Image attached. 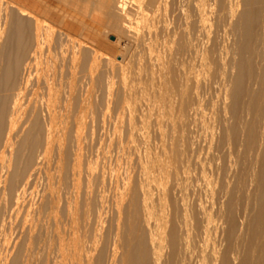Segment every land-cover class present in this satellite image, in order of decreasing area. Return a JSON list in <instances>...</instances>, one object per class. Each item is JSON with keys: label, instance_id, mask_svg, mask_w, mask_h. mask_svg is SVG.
<instances>
[{"label": "bare ground", "instance_id": "obj_1", "mask_svg": "<svg viewBox=\"0 0 264 264\" xmlns=\"http://www.w3.org/2000/svg\"><path fill=\"white\" fill-rule=\"evenodd\" d=\"M208 1L209 0H191L192 4H190L191 3L190 0H0V179H1V182H0V264L6 263V259L9 257V255H8L9 252L7 253V251L10 250L9 249L10 246H11V249L13 251V257H12L10 263H8V264H264V0H214L216 7H217V9L215 8V10H217V12H216L217 14L214 12L216 14L215 15L216 20L214 21L213 26H215L216 31L222 30L223 34L225 35V38L223 39L222 44L219 43V44H221L220 46H218L215 42L212 44V46L209 49L203 50V52L201 54V61L203 63V68L204 67L206 68L207 73H209V74L211 73L210 76H214L215 78L218 77V79L219 78L222 79L221 81L224 83V95H223L222 100L220 98V95L222 93L220 92V95H219L216 92L217 90L215 91L213 89L217 93V94L214 93L215 97L217 95L219 97V98L217 97V99L215 98L213 100L214 101L217 100V102H218V99H220L221 100V106L218 104L220 101L218 103L216 102L217 105L220 106V109H218V111L216 110L217 112H215V109H214L215 114L211 118V123H210L211 127L209 126L211 128V134L209 136L210 141L208 139V141H209L208 145L209 146H208V149H206V150H208L207 151L208 154L212 150H213V152L216 153V155L214 153V155L216 157L214 156L215 158H210L211 159L210 162L215 163V165H213V166H215L214 168H215L217 178L219 179V182H216L215 180H214V182H210V181L204 182V180H203V182H201L200 187H199V189H200L199 191L201 193H200V195L198 194L199 197H198V199H196L197 201L195 202L193 200L194 201L193 202V201H191L192 199L187 194V192L189 191L187 189V187L186 188L184 187L185 189L181 188V183H180L181 181L178 182V180H180V179H178L179 175L175 176L178 180L176 182H171L169 187L165 186V184H164L165 182L162 184H159L160 187L154 186V188H155L154 190H156V188H158L157 191L155 192V194L151 193V190L149 189L150 186L148 187V186L144 185L143 182L139 183V184L137 182V184L135 183L136 185L135 184L134 185H132V184L128 185L127 184L128 182L123 180L125 177L124 178L121 177V179L123 178L122 180L124 182H126L124 184H126L127 187L125 185L120 184L124 187V192L120 198L121 202L120 203L117 202L118 198L117 197L115 198V202L119 203L116 211L114 210L116 208L113 206L114 207L113 211L116 212L115 219L112 222L110 221V224L107 227L101 226V225H104L106 223V221H105V223L102 224L103 223L102 222V216L103 215L100 212V211H102V209L100 211L98 210L99 212H97V210H96L98 207L95 205L96 204V201H95L96 198H94V194H93L94 191L93 190L96 189V187H97V186H95V184H96L95 181L97 180V177H95L96 178V180L94 181L95 184L91 182L92 178H91L90 174H86V176L84 177L86 182H84V180H83V182H84V185L82 184L83 187L80 186V182H79V180H81L80 179V177H81L80 168L82 167L81 166V159H82V147L83 146H81V145H83V144H81V142H82V139L84 141V139H85V137H87V135L85 134L86 136L84 137V134H82V135L76 134V132H74V130H73L74 129L73 127L76 126L78 124V122H80V120L84 122L85 127L88 126L89 118H90L91 113H92L91 112V98H92L91 97V86H92V84H94L93 83L94 81L92 82V77L95 76V74H96V76H97L96 80H97V78H98L97 73L99 72L98 70H100L99 73H101V69L102 68L104 69V67H106V65L105 66L101 65L102 66V68H101V66H100V59L101 58L104 57L106 63L110 62L109 58L101 50L99 51L98 48H95L94 45L91 43L90 34H89V30H88L89 27L86 26L85 20L92 19L93 14H100V17L103 16V18L105 19V23L103 21V24H104L103 36L104 37H102V38L106 39L107 36H109L108 33L113 32V33H115L116 38L114 37V39H116V44H117L119 42L120 36L126 32H133L136 36L137 34H141V33H138L139 30H143V29L149 30L150 26H151L150 23L153 20H155L162 11L166 12L168 5H170V9L168 12H170V14L172 15V22H170L168 24L169 26L172 27V25H174L175 21L178 20L179 17H182V19L184 21V25H185V30H188V27H189L188 21H189L190 17L194 14L195 18L194 17L193 18L195 19V21L193 22V24H191L193 31H195L198 28L199 32L204 33L206 36V39L209 41V32H210V29L212 26L209 25V21L211 20V19L209 20V18H211V17L208 18V8H207V6H208L207 2ZM60 4L63 6L69 7L68 8L69 11L63 10L62 14H59V8L57 10L56 6L60 5ZM130 4H132V5L134 4L138 10V17L136 19H132L130 16V13L128 11V7ZM209 5H211V4H209ZM190 11H192L193 14L190 15V13H192ZM68 12H69V14H68ZM68 16L70 17V21H71L70 23H68L66 21ZM210 23H211V21H210ZM90 29H92V28H90ZM167 29H169V28H167ZM175 31H176V29L174 30V28L172 29V32L169 31L172 33L171 36H173L174 39H178V37L180 38V36L175 38L177 36ZM96 33H98V32H96ZM167 33H168V31H167ZM93 34H94V32H93ZM142 34L143 35L145 34L144 37L147 35L146 33H142ZM98 35L99 34H97V36ZM164 35H165V38H167L166 34H164ZM135 36L132 37V39L130 40V42L132 44L134 43L132 41H133V39H135ZM167 36H169V35H167ZM95 37H96V35H95ZM141 37H140V40L143 39ZM159 37H160V40L162 38H164V36L162 37V34ZM138 38L136 40H138ZM145 38L143 40H145ZM150 39H151V37H150ZM168 40H169V38H168ZM170 40H171V38H170ZM93 41L94 40H92V42ZM149 41H151V40H149ZM156 41H158V40H156ZM96 42H98V40ZM111 42H113V41L111 40ZM152 42H154V40L151 41L150 46H152ZM170 42H172V41H170ZM131 43H129V41L127 42V44L130 45V47H131ZM140 43H143V42H140ZM148 43H150V42L147 41V45H149ZM155 43H154V45H155ZM157 43H159V42H157ZM178 43H180V41ZM112 44L115 45V43H112ZM112 44H111V47H112ZM175 44H176V42H175ZM156 45L158 48V44H156ZM164 45H165V43H164ZM173 45H174V41H173ZM178 45L180 46V44H178ZM117 46L118 45H116V47ZM153 46L151 48L155 47V46L154 47ZM166 46L169 47L168 43H167V45L163 46V47H165L164 48L165 50H167ZM174 46H175V49L177 51L178 47L176 45H174ZM135 47H137V45ZM144 47L146 48V46H144ZM172 48H174V47H172ZM128 49H130V48H128ZM142 49H144V48H142ZM164 49H162V50H164ZM133 50L138 51V48L133 49ZM158 50H159V48H158ZM180 50H179V52H180ZM160 51H159V53H160ZM168 51H170V50H168ZM192 51H190V52H192ZM162 52H164V51H162ZM156 53H158V51ZM165 53H167V52L165 51ZM181 53H183V51L180 52V55H179L180 57H178L180 61H181L180 58L182 57ZM187 53L188 52H186V54ZM145 54H143V55H145ZM170 54H171V51H170ZM159 55L160 54H158V56ZM187 55H189V54H187ZM108 56H110V55H108ZM126 56L127 55H125V57ZM160 56H161L160 58H162V55H160ZM167 56L168 55H166V57ZM170 56H172V55H170ZM170 56L168 57V59L170 58ZM174 56H175V54H174ZM174 56L171 57V59L174 58V60H175L176 56L175 57ZM129 58H131V57H129ZM197 58H198V56H197ZM111 59H113V58H111ZM131 59H133V58H131ZM168 59H166V61H165L166 63L168 62ZM102 60L104 61V59H102ZM102 60H101V62H102ZM134 60H135V58H134ZM164 60H165V58L163 59V61ZM135 61H137V63L139 62V60H135ZM170 61L171 60H169V62ZM113 62H114V60L112 61V64H114ZM131 62H132V60L130 61V64H131ZM134 62H132V65H131L132 71H133V69H136L135 67L137 65V63H135V67H133ZM173 62L177 63L178 61L175 60ZM160 63L162 64L161 60H160ZM166 63H164V64H166ZM116 64H114V65L116 66L115 70L117 71V69L119 67H117L118 64L117 65ZM173 64L174 63L169 64V65H173ZM138 65H140V64H138ZM159 66H163V65H159ZM166 66H165V68H166ZM179 66H181V63L179 64ZM179 66H174L173 69L175 70L176 69L175 67L179 68ZM211 66L214 67L213 70L211 69ZM99 67L101 69H98ZM153 67H154V64H153ZM205 68H204V71H205ZM96 69H98L97 73L95 71ZM103 69H102V71H104ZM143 69L144 68H142V70ZM146 69H144L145 72L151 70L150 69V70L146 71ZM105 70H107V68ZM94 71H95V74L93 75ZM123 71H125V69ZM127 71H128V69H127ZM152 71H157V68L152 70ZM152 71H151V74H153ZM170 71H173L172 68ZM170 71H167L166 73L168 75H171V74H169V73H171ZM183 71L184 70H182V72ZM204 71L202 73H204ZM108 72H106V71L104 72V73H107L106 80H107V76L110 75V74H108ZM129 72H130V68H129ZM111 73H112V71H111ZM117 73H120V72L117 71ZM126 73L128 74V72H126ZM157 73H159V72H157ZM166 73L163 74L164 75L163 77H165ZM176 73H179V72H176ZM202 73H201V75L203 76ZM207 73H205V74H207ZM102 74L103 73H101L100 75H102ZM123 74H124V72H123ZM139 74H141V73H139ZM172 74H173V72H172ZM186 74H188V71ZM209 74H207V75H209ZM43 75H44L45 82L46 83L47 82L52 83V88H53V90L51 92H49L47 94V96H43V95L40 96L39 91H38L39 90L38 82H40ZM103 75H105V74H103ZM182 75H183V73H182ZM189 75H190V72H189ZM207 75H205V76L207 77ZM119 76L115 75L116 78ZM126 76H128V75H126ZM131 76L132 75L126 77L125 78L126 81H128L127 78H129V77L131 78ZM138 76H142V75H138ZM146 76H147V73H146ZM171 76H170V78H171ZM183 76L187 77L186 75H183ZM205 76H203V78ZM167 77L169 78V76H167ZM167 77H165V78H167ZM206 77H205V80H206ZM214 77H213V80H214ZM100 78L102 79V77H100ZM180 78L179 79L175 78L176 80L175 79L174 80L178 81V80H180ZM209 78L210 77H207V79H209ZM93 79H95V78H93ZM132 79H135V77L134 78L132 77ZM138 79H141V77H139ZM143 79L144 78L141 79L143 81V83H146V81L144 82ZM145 79H146V77H145ZM181 79H182V81H184L183 77ZM190 79H191V77H190ZM192 79H195V78L192 77ZM218 79L216 78L215 80L219 81L220 79L219 80ZM137 80L135 79L134 82ZM171 80H172V78H171ZM186 80L187 79L185 78V82H186ZM215 80L213 82H216ZM104 81H105V78L102 79V82H104ZM131 81H133V80H131ZM160 81H162V79ZM167 81L168 80L166 79L165 82H167ZM175 81L172 80L171 83H173V82L176 83ZM211 81H212V78H211V80L209 79V82H211ZM96 82L97 81H95V83ZM109 82H111V81H109ZM113 82H111V84ZM128 82L130 83V81H128ZM194 82L197 85L198 82H200V81H198V79H195ZM213 82L210 83L209 85L212 84V86L216 87L215 85H213L214 84ZM97 83H99V80ZM120 83H122V82L120 81ZM129 83H127L126 85H128ZM171 83L168 81V84H171ZM201 83H202V86H204L203 82H201ZM105 84H107V83H105ZM150 84L151 83H149V84L147 83V85L144 84L145 85L144 87L146 88V86H148ZM176 84H178V83H176ZM187 84H185V85H187ZM116 85H118L117 82H116ZM134 85H136V84H134ZM151 85L153 86V83ZM188 85H190V84H188ZM106 86H109V84H107ZM106 86L104 87L105 89H106ZM173 86L175 87V85H173ZM184 86H182V87H184ZM205 86H207V84H205ZM212 86H209V87L213 88ZM220 86L221 85H219V87L217 86L216 88H218V90H219L222 87V86L221 87ZM94 87H95V84H94ZM100 87H101V85H100ZM109 87H112V86H109ZM130 87L134 88V86L132 87V85ZM170 87H168V88H170ZM190 87H191V85H190ZM98 88H99V86H98ZM101 88H103V85ZM136 88H134V89H136ZM148 88L150 89L149 86H148ZM152 88H154V87H152ZM185 88H186V86H185ZM194 88H196V86ZM121 89H123V87H121ZM142 89H143V87H142ZM178 89L179 88H177V90ZM196 89H194L195 92L197 91ZM202 89H203V87H202ZM202 89L199 87L198 90L202 91ZM206 89L204 87V90H206ZM113 90H114V84H113ZM113 90H112V92H113ZM152 90H151V92H152ZM155 90H156V86H155ZM170 90H172V89H170ZM194 90H192V91H194ZM92 91H94V90H92ZM124 91H125V89H124ZM128 91L129 90L127 89V91L125 93H127ZM136 91H134V92L136 93ZM148 91L149 90H147V92ZM173 91L175 92V94H173L174 92L171 91L172 95L176 96V91L175 90H173ZM179 91H180V89H179ZM179 91L177 93H179ZM219 91H221V90H219ZM137 92L139 93V90ZM182 92H184V91H182ZM182 92H180V93H182ZM208 92L209 91H207V93ZM119 93H120V90H119ZM125 93H123V94L125 95ZM166 93L164 96H167ZM207 93H205V94L207 95ZM92 94H93V92H92ZM153 94H155V93H153ZM182 94H178V96L180 97V95H182ZM187 94H184V95H187ZM195 94L199 95L198 92ZM108 95L109 94H107V96ZM118 95H122V94H118ZM124 95H122V96L124 97ZM131 95H132V93L130 94V97H131ZM133 95H134V93H133ZM148 95L152 96V93H150V91H149ZM104 96H105V94H104ZM122 96H121V98H122ZM126 96H129V94H127ZM159 96H160V94H159ZM168 96H169V92H168ZM101 97H103V96H101ZM110 97H109L110 98L109 100H111V101H112V98H113V100L116 99V98L114 99V97H112V96H110ZM116 97H117V94H116ZM144 97H145V95L143 96V99H145ZM133 98H135V96ZM141 98L140 99L137 98V99L140 101ZM169 98H170V96H169ZM185 98H186V96H185ZM190 98L191 97L189 96V99ZM101 99H98V101H102ZM105 99H106V97H105ZM118 99H120V98H118ZM131 99L132 98H130V101H132ZM146 99H148V96ZM154 99H155V97H154ZM156 99H159V98H156ZM176 99H175V101H177ZM209 99H211V98H209ZM116 100H115V102H116ZM134 100H133V102H134ZM170 100L172 102V99H170ZM173 100H174V98H173ZM178 100H180V98ZM184 100L187 101V99H184ZM104 101H108V100H104ZM127 101H128V97H127ZM159 101H160V99H159ZM166 101L169 102L168 100H166ZM166 101H163V102H166ZM191 101H194V98H193V100L191 99ZM196 101H197V99H196ZM203 101H204V99H203ZM206 101H207V99H206ZM214 101H212V102H214ZM135 102H134V105L135 104L137 105V101H135ZM181 102H182V99H181ZM208 102H210V100ZM108 103H110V102L108 101ZM117 103H118V101H117ZM127 103L128 102H126V104ZM129 103L132 104V102H129ZM156 103H157V101H156ZM174 103H172V104H174ZM191 103L193 106L194 103L193 102H191ZM199 103H197L198 105L197 104H195V105L199 106ZM97 104H96V106H98ZM101 104H103V103H101ZM121 104L122 105H120V107L123 108V103H121ZM138 104H139L138 106H140L141 101ZM146 104H148L147 106H149V102ZM159 104H161V103L159 102ZM205 104H207V102ZM108 105H111V104H108ZM178 105L180 106V104H177V106ZM195 105H194V107H195ZM132 106H133V104H132ZM141 106H142L141 108H143L144 105H141ZM161 106H162V104L158 107V110H161V109H159ZM166 106H167V104H166ZM181 106H182V104H181ZM202 106H204V105H202ZM128 107H131V105H129ZM145 107H146V105H145ZM183 107H184V105H183ZM186 107L188 108V106H186ZM186 107H184V108H186ZM199 107H201V106H199ZM104 108L108 109L109 107L107 108L105 106ZM110 108L112 109V107H110ZM134 108H135V106H134ZM144 108L142 109L143 111H144ZM205 108L210 109V106L208 105V107H205ZM214 108H216V107H214ZM98 109H99V106H98L97 110ZM150 109H151V107L149 108V110ZM180 109H182V108L180 107L178 111H180ZM188 109H190V110H188V113H189V111L191 112L192 108L189 107ZM198 109H200V108H198ZM209 109L207 111H209ZM108 110H110V109H108ZM113 110H115V109H113ZM140 110H139V112H140ZM146 110H148V109L146 108ZM182 110H184V109H182ZM125 111H127V110H125ZM128 111L130 112V109ZM135 111H137V110H135ZM155 111L157 112V109ZM163 111H165V110H163ZM178 111L175 113L176 116H177V114H179ZM196 111H197V109H196ZM201 111H203V110H201ZM129 112L127 113V115L129 114ZM64 113H66L70 116L73 124H72V127L69 129L68 132L61 133L60 118L63 116ZM109 113H110V111H109ZM194 113H196V112H194ZM130 114H132V113H130ZM136 114H134V115H136ZM148 114L149 113L147 112V115ZM154 114H155V112H154ZM154 114H153V116L155 117L156 114L155 115ZM171 114H170V116H171ZM190 114H188V116L192 117L193 114H191V115ZM166 115H167V117L170 118V116H168V114H166ZM166 115L164 114V116H166ZM208 116H211V115H208ZM92 117H94V116H92ZM122 117H123V115H122ZM142 117H143V114H142ZM144 117L147 118L148 116H144ZM171 117H173V116H171ZM179 117H183L182 113H181V116H179ZM106 118L107 117H104V121ZM138 118H137V120H138ZM158 118H160V117H158ZM162 118H163V114H162ZM169 118H167V119H169ZM183 118H185V117H183ZM186 118H187V115H186ZM194 118H196V116L193 117V119ZM109 119H111V118H109ZM114 119H115V117H114ZM116 119H117V117H116ZM154 119H156V118H154ZM198 119L199 118H197V120ZM92 120H93V118H92ZM92 120L90 118V121H92ZM97 120L98 119H96V121ZM118 120H116V121L119 122L120 120L119 121ZM149 120L151 121L150 118H149ZM158 120L160 121V119H158ZM178 120L175 121V120L171 119V121H175L178 123V125H180ZM181 120H183V119H181ZM186 120H184V122ZM188 120H190V119H188ZM100 121H102V120H100ZM122 121H123V119H122ZM141 121H139V122H141ZM198 121H200V120H198ZM198 121H193V122L196 123ZM143 122H141V123L144 125L140 126L139 129L137 128L139 126L137 125V127H136L135 124H134L135 127H132L134 125H132L131 127L138 129V131L143 130L141 127H145V128L150 127L149 122L147 123L148 127L145 126L146 122H144V123ZM189 122L185 125H190ZM101 123L102 122H100V124ZM125 123L127 124L126 121H125ZM134 123H136V122L134 121ZM170 123H172V122H170ZM131 124H133V123H131ZM117 125H116V127H117ZM165 125H163V127ZM172 125H171V128H172ZM199 125L201 126V124H199ZM202 125H204V124H202ZM92 126H93V124H92ZM113 126L115 127L114 124H113ZM120 126H123V125H120ZM153 126H155V125H153ZM181 126H183V125H181ZM195 126L197 127V129L201 128V127H198L197 125H195ZM204 126L207 127V124ZM118 127H119V125H118ZM176 127H175V129H176ZM192 127L193 126H191V129H192ZM108 128L106 130H108ZM154 128H152V129H154ZM124 129L125 128H123L122 131ZM140 129H142V130H140ZM188 129L191 130L189 128V126H188ZM197 129H195V130H197ZM203 129H207V128L204 127ZM118 130H119V128H118ZM131 130H134V129H131ZM131 130H130V132H131ZM165 130L163 131V129H162V131H163L162 133H164ZM169 130H172V129H169ZM114 131H115V128H114ZM124 131H129V129L124 130ZM175 131L174 132L172 131V132L175 133ZM184 131H185V129H184ZM130 132H128V133L125 132V133L128 135ZM135 132L133 131L132 133L134 134ZM149 132L150 131H147V134H146L147 136H148ZM153 132H155V131H153ZM180 132H182V131L180 130ZM100 133L102 134V132H100ZM132 133H130V134H132ZM167 133H166V135H167ZM183 133L184 132H182L181 134L183 135ZM197 133L199 134L200 131L199 132L197 131ZM201 133H203V132L201 131ZM201 133L199 134V136L201 135ZM59 134L61 136L62 135L69 136L68 141H67V137H65L66 141L70 142L69 143L70 145L66 143L67 144L66 146L69 145L71 147H75L74 151H72L70 148V150L73 153L70 150H68V147L63 146L65 143L64 141L62 142L63 144L60 145L59 147L63 146L67 150H65V151L60 150V152H59L58 151L59 147H57L58 148L57 151L59 152V156H60V160L58 157V161L61 163V165H60V163L58 162L59 165H57V166L58 167L62 166V168L64 170V173H63L64 174V180H63L64 183L62 182V186L58 189L56 188V185L59 182L56 185H54L55 189L49 185V184H52L53 181H52V183H48L47 185H45L46 187H42L43 184L41 185V183H45L42 180L44 177L43 174L46 173L44 171L45 165L47 166L48 163L51 164L50 161H53V158L51 159V157H50L51 153H52V146H54V142L57 139L56 137H58ZM93 134L91 136L90 141L92 140ZM118 134H119V132H118ZM176 134L178 135V132L175 133V135ZM204 134H206V133H203V136L201 137L202 139L204 137ZM89 135H90V133H89ZM89 135H88V139H89ZM97 135L98 134L96 133V136ZM122 135H120V136L118 135L120 137V139H121ZM141 135L144 136L145 134L144 133L140 134V138L142 139ZM146 135L144 137L145 139L143 138L144 147L146 145V143H145L146 138H147ZM160 135L162 136V134H160ZM171 135H174V134H171ZM175 135H174V137H175ZM192 135H194V133ZM103 136H104V132H103ZM106 136H107V134H106ZM124 136H123V138H124ZM135 136L136 135H134V137ZM152 136H154V134ZM170 136H168V137H170ZM189 136H191V135H189ZM99 137H100V135H98V138ZM125 137H128V136H125ZM134 137H132L134 140L130 138L131 142H132V140H133V142L135 141L136 137L135 138ZM177 137H179V136H177ZM177 137H175V138H177ZM181 137H184V136H181ZM115 138L117 139V137H115ZM128 138H126V141L128 140ZM153 138H151V139H153ZM156 138L157 137H155V139ZM161 138L163 139V137H161ZM175 138H173V139L178 140ZM187 138H185V140H184L185 142H186ZM14 139H16V140L13 141ZM112 139H114V136ZM181 139L182 138H180V141L179 140L178 141L184 142V141H181ZM191 139H192V136H191ZM63 140H64V138H63ZM95 140H96V138H95ZM117 140H115V141H117ZM189 140H190V138H189ZM195 140H196L195 138H194V140L192 139V142L194 141V143H195ZM199 140H201V139H199ZM106 141H107V139H106ZM149 141H150V139H149ZM159 141H161V139ZM113 142L108 143V144L111 145ZM123 142H125V141H123ZM123 142H122V144H123ZM162 142H164V140ZM192 142L190 143L191 146L194 145ZM95 143H97V142L95 141ZM100 143L102 144V142H100ZM187 143H188V140H187ZM205 143H207V140L205 141ZM72 144L74 146H72ZM85 144H87V143H85ZM88 144H89V142H88ZM92 144H93V142H92ZM115 144H116V142H115ZM130 144H133V143H130ZM138 144H141L140 139H139ZM143 144H141V145H143ZM147 144H148V142H147ZM149 144H150V142H149ZM155 144H157V143H155ZM172 144H174V143H171V145ZM176 144H178V143H176ZM202 144H201V146H202ZM93 145H95V144H93ZM96 145H97V147H95V151H97L96 148L99 147L98 144H96ZM109 145L106 148L105 152L107 151V149L112 148L111 146L109 148ZM125 145H127L126 142H125ZM150 145H148V146H150ZM164 145H166V144L164 143ZM180 145H183V144L181 143ZM55 146H57V145L55 144ZM89 146H91V144H89ZM140 146H138V147L140 148ZM175 146L176 145H174V147ZM185 146L187 147V144ZM201 146L199 145L198 147H201ZM205 146H207V145L205 144ZM63 147H62V149H63ZM125 147L126 148L123 147L124 149L122 148V151L127 149V146H125ZM141 147H143V146H141ZM178 147H179V145L177 146V148ZM198 147H195V148H198ZM85 148H86V146H85ZM128 148H129V146H128ZM153 148L155 149V146ZM170 148H172V146L169 147V149ZM181 148L179 147L178 150ZM192 148H190V150H192ZM134 149L133 150L135 152L136 148H134ZM145 149H147V147H145ZM128 150L131 151L130 149H128ZM170 150H169L168 154H171ZM193 150L195 151L196 149H193ZM198 150L201 151L202 148H201V150H200V148ZM137 151H136V154H137ZM143 151H144V149H143ZM157 151H158V149H157ZM164 151H167V150H164ZM93 152H94V150H93ZM100 152H102V151H100ZM144 152H147V150ZM182 152H183V150H182ZM53 153H55V152L53 151ZM102 153L103 154L100 155V157L103 155L106 157L104 151ZM124 153L125 152H123L121 154H124ZM131 153H132V151H131ZM153 153H154L153 151H152L151 155L147 153V158L151 159V156ZM185 153H187V152L185 151ZM196 153H198V152H196ZM200 153H202V152H199V155H200ZM116 154L118 155L120 153H116ZM142 154H145V153H142ZM190 154H189V157H191ZM95 155L97 156L98 153ZM117 155H116V157H117ZM149 155H150V157H149ZM174 155H176V154H174ZM186 155H184V157H186ZM193 155H194V153H193ZM107 156L109 157L110 153ZM111 156H112V154H111ZM127 156H129V155H127ZM127 156H125V157H127ZM139 156H141V155L139 154ZM176 156L179 157V154ZM87 157H88V159H87V161H88L90 159L89 157H91V156H87ZM142 157H143V155H142ZM144 157H145V155H144ZM205 157H207V156H205ZM132 158H133V156H132ZM137 158H139V157H137ZM140 158H139V161L141 160ZM160 158H161L160 161H163L162 160L163 156ZM164 158L169 159V160L171 159V158H167L165 156H164ZM180 158H179L180 160L183 159L182 156ZM49 159H50V161H49ZM93 159H91L90 161H95L94 163H96V159H98V158L96 157L94 160ZM120 159H121V156H120ZM128 159L130 161L129 157H128ZM145 159H146V157H145ZM203 159L204 158H202V161H203ZM55 161H57V159ZM121 161H122V159H121ZM121 161L117 162V163L121 164ZM124 161L125 160H123V162ZM129 161H128V163H130ZM147 161L148 160H146V162H145V160L143 161V163L144 162L146 163V164L144 163V165H146V166L148 164ZM150 161L152 162V160H150ZM153 161H156V159L154 158ZM193 161H197V160H193ZM187 162H190V160H188ZM187 162H185V163H187ZM197 162H199V160ZM207 162H209V161L207 160ZM91 163H93V162H90V164ZM124 163H126V161ZM171 163H173V162H171ZM174 163H175V161H174ZM54 164H56V162ZM90 164L86 165V166L90 167ZM93 164H92V166H93ZM102 164H103V162H102ZM102 164H99V165H102ZM139 164L140 163H138V166H139ZM158 164H159V162H158ZM161 164H162L161 167L159 166L161 168L160 169L161 173L159 171L158 172L160 173V176H162L161 179L164 180V179H166V177L168 178V176L170 177V175H173L174 172L172 171L173 173L171 174V171L169 170L170 168L168 167L167 161L164 160L163 162H161ZM208 164H206L207 167H208ZM108 165H109V163H108ZM150 165H151V163H150ZM153 165H155V163ZM206 165H204V166H206ZM55 166L56 165H54V167ZM86 166L84 167L85 169H86ZM96 166L97 165L94 166L95 169L94 168H92V169L98 170V169H96ZM142 166L143 165H141V168H142ZM151 166H150V168H151ZM189 166H191V165H189ZM125 167H126V164H125ZM192 167H194V166H192ZM201 167H202V165H201ZM201 167H200V169H201ZM207 167L205 169L206 172L208 171ZM209 167H211V164ZM53 168H50V169L52 170ZM103 168L104 167H102V169ZM108 168L110 169V167H108ZM126 168L128 169V166ZM150 168L148 165V167H147V169H145V171L151 170ZM204 168H203V171H205ZM55 169H56V167H55ZM119 169H117V168L114 169V172H115V170H119ZM139 169H140V167H139ZM189 169H192V168H188L187 171ZM105 170L106 169H104V171ZM121 170H123V169H121ZM174 170H176V169H174ZM184 170H185V168H184ZM143 171H144V169H143ZM147 171L145 174L148 173ZM182 171H183V169L181 170V173H182ZM133 172H134V170L132 171V173ZM144 172H143V174H144ZM175 172H177V170ZM191 172L193 173V171H191ZM210 172H211V170H210ZM210 172H209V174H210ZM2 173H4L3 178H1ZM92 173H93V171H92ZM94 173L96 174V172H94ZM99 173H102V172H99ZM183 173H184V171H183ZM105 174H106V172H105ZM116 174H117V171H116L115 175ZM143 174H142V176L140 175L142 177V178H140L141 180H143ZM155 174L153 173L154 177H155ZM175 174L176 173H174V175ZM214 174L212 173V175H214ZM47 175L49 176V172L46 174V176ZM50 175H53V171H52V174L50 172ZM107 175H108V172H107ZM118 175H116V176H118ZM135 175L136 174H134V176ZM185 175L186 174L184 173V176H182V177L184 178L187 176V175L186 176ZM192 175H194V174H192ZM94 176H97V175H94ZM123 176H124V174H123ZM188 176H189V174H188ZM194 176H196V175H194ZM47 177L45 178V180L47 179L46 182H49L48 179H50V177H48V178ZM107 177L109 178V176H107ZM127 177H128V175H127ZM136 177L138 178L139 175H137ZM144 177H146V176H144ZM175 177H174V181H175ZM205 177H206V175L204 176V178ZM211 177H213V176H211ZM103 178L104 177L102 175V176H100V178L98 177V180L101 179V181L104 182ZM190 178H192V177H190ZM129 179H130V177H129ZM148 179L151 180V178H149V177H148ZM115 180H116L115 184L120 182V181H118L119 179L117 180V178ZM125 180H127V179L125 178ZM154 180H155V178H154ZM110 181H111V179H110ZM123 181H121V182L123 183ZM127 181H129V180H127ZM167 181H169V179ZM197 181H199V180H197ZM50 182H51V180H50ZM98 183H101V182L98 181ZM129 183H130V181H129ZM132 183H134V182H132ZM148 183H150V181ZM152 183L158 184V182H152ZM183 183H186V182L183 181ZM59 184H58V186H59ZM112 184H114V183H112ZM190 184H192V183H190ZM106 185L108 186L109 184L107 183ZM110 185H111V183H110ZM94 186H95V188L93 189ZM98 186H99V184H98ZM122 186H120V187L123 188ZM167 186H168V184H167ZM186 186H188V188H189V183H188V185L186 184ZM194 187H196V186L194 185ZM197 187H198V185H197ZM97 188H99V187H97ZM105 188H104V190H105ZM109 189L110 188H107V191H109ZM97 190H100V189H97ZM102 190H103V188H102ZM104 190H103V192H104ZM110 190H112V188ZM152 191H153V189H152ZM191 191H192V189H191ZM109 193H110V191L107 192V194H109ZM96 194H98V193H96ZM101 194L104 195V193L100 192L99 195H101ZM191 194H193V193H190V195ZM110 195H113V194H110ZM118 195H120V192L118 193ZM107 196H105V198L102 196L101 197L104 199H107L106 198ZM113 196H115V195H113ZM113 196H112V201H114ZM99 197L100 196H98L97 199ZM99 199L101 200V198H99ZM103 201H100V202L103 203ZM112 203L114 204V202H112ZM107 205H106V207H107ZM95 206L97 208H95ZM99 206H100V204H99ZM104 207H105V205L102 208H104ZM106 207H105V210L107 211ZM108 208L111 209V206ZM106 211H104L105 215L108 214V212H106ZM110 215H108V216H110ZM104 217H106V216H104ZM104 220L105 219H103V221ZM99 222H102V223H100L101 225L99 224ZM95 224L96 225L99 224L101 226V229L99 228V226H98L99 229L96 226L94 227ZM106 225H107V223H106ZM103 228H104V230H103ZM16 240H19V241L16 242ZM11 253H9V254L11 255ZM6 255H8L7 258H6Z\"/></svg>", "mask_w": 264, "mask_h": 264}, {"label": "rangeland", "instance_id": "obj_2", "mask_svg": "<svg viewBox=\"0 0 264 264\" xmlns=\"http://www.w3.org/2000/svg\"><path fill=\"white\" fill-rule=\"evenodd\" d=\"M190 2H191V0H190ZM210 2V3H209ZM208 4V6H207V8H208V18L209 17H211V18H209V20L211 21V23H210V21H209V25H211L212 27H211V29H210V32H209V41L206 39V36H205V34L204 33H202V32H199V29L197 28L195 31H193V29H192V27H191V24H193V22L195 21V17H194V14H193V12L192 11H190V12H192V13H190V15L191 14H193L191 17H190V19H189V27H188V30H185V25H184V21H183V19H182V17H179V19L178 20H176L175 21V23H174V25H172V27L171 26H169L168 24L170 23V22H172V15L170 14V12H168L169 11V9H170V5H168V7H167V11L165 12V11H162L159 15H158V17L155 19V20H153L151 23H150V29L148 30V29H143V30H139L138 31V33H141V34H137L136 36H135V34L133 33V32H126V33H124L123 35H121L120 36V38H119V42L116 44V39H114V37L116 38V36H115V33H113V32H109L108 33V35L109 36H107V38L106 39H104V38H102V37H104L103 36V34H104V24H103V21H104V23H105V19L103 18V16H101L100 17V14H93V16H92V19H87V20H85L86 21V26H88L89 28H88V30H89V34H90V41H91V43L94 45V47L95 48H98V50L100 51H102L108 58H109V60H110V62L109 63H106V61H105V58L103 57V58H101L100 59V66L101 65H106V67H104V69L102 68V66H101V68L104 70V71H102V69L99 67L98 69H101V73H103V74H105V75H100L101 73H99L100 72V70H98V69H96L95 71H96V73H97V75H98V78H97V80H96V74H95V71H94V73H93V75L95 74V76H93L92 77V82L95 84V87H94V84H92V86H91V116H90V118H91V120H92V118H93V122L92 121H90V118H89V122H88V128L87 127H85V124H84V122L83 121H81L80 120V122H78V124L76 125V126H74L73 128V130H74V132H76V134H78V135H82V134H84V137L87 135V137H85V139H84V141H83V139H82V142H81V144H83V145H81V146H83L82 147V159H81V168H80V171H81V177H80V179L81 180H79V182H80V186H82L83 187V185H84V182H86L85 181V176H86V174H90L91 175V182L92 183H94V181L96 180V178L95 177H97V180L95 181L96 182V184H95V186H97V187H99V188H97L96 187V189H94L95 188V186L93 187V191H94V198H96L95 199V201H96V206L98 207H96L95 206V208H97L96 210H97V212H99L101 209H102V211H100L101 213H102V222H99V224L100 223H102V224H104L105 223V221H106V223H107V225H106V223L104 224V225H101L102 227L103 226H105V227H107L109 224H110V221L112 222L114 219H115V215H116V210H117V208H118V204L121 202V196H122V194H123V192H124V187L122 186V185H125L126 186V184H124V183H126V182H128L127 184L129 185H134L135 183L137 184V182H138V184L139 183H142L143 182V184L144 185H146V186H150V190H151V193H153V194H155V192L157 191V189L158 188H156V190H154L155 188H154V186H156V187H160L159 186V184H162V183H164L165 184V186L166 187H169L170 186V184H171V182H176L178 179H180V180H178V182H180L181 183V188L182 189H185L186 187H187V189L189 190H187L188 192H187V194L189 195V197L192 199H190L191 201H197L196 199H198V197H199V195H200V189H199V187H200V184H201V182H203V180H204V182L206 181V182H214V180L216 181V182H219V179L217 178V175H216V172H215V166H213V165H215V163H211L210 162V158H215L216 156V153L215 152H213V150L212 151H210L209 152V154H208V150H206V149H208V142L210 141V134H211V118L214 116V114H215V112H217L218 111V109H220V106H221V100H222V98H223V95H224V83L221 81L222 79H218V77H216L219 81H217V80H215L216 78L214 77V76H210V74L209 73H207V71H206V68H205V71H204V68H203V63H202V61H201V54H202V52H203V50H207V49H209L211 46H212V44L213 43H215L216 42V44L218 45V46H220L221 44H222V42H223V39L225 38V35L223 34V31L222 30H218V31H216V29H215V26H213L214 25V21L216 20V12H217V10H215V8L217 9V7H216V4H215V2H214V0L212 1H208L207 2ZM190 4H192V2L190 3ZM209 4H211V5H209ZM214 4V5H213ZM214 6V7H213ZM57 7V10H58V8H59V14H62V11L64 10H68V8L69 7H67V6H63V5H57L56 6ZM65 8V9H64ZM69 11V10H68ZM128 11H129V13H130V16H131V18L132 19H136L137 17H138V10H137V8H136V6L133 4H130L129 5V7H128ZM212 11V12H211ZM211 12V13H210ZM216 14H215V13ZM68 14H69V12H68ZM167 16V17H166ZM213 16V17H212ZM194 17V18H193ZM68 23H70L71 21H70V17L68 16V18H67V20H66ZM67 23V24H68ZM99 24V25H98ZM90 28H92V29H90ZM167 28H169V29H167ZM174 28V30L176 29V37L175 38H177L178 36H180V38L178 37V39H174L173 38V36H171L172 35V29ZM161 29V30H160ZM158 30V31H157ZM143 31V32H142ZM153 31V32H152ZM163 31V32H162ZM167 31H168V33H167ZM169 31H171V32H169ZM93 32H94V34H93ZM96 32H98V33H96ZM153 34H152V33ZM156 32V33H155ZM162 32V33H161ZM142 33H146L147 35V39L144 37V35L142 34ZM151 33V34H150ZM171 33V34H170ZM94 36H93V35ZM97 34H99L98 36H97ZM162 34V37L164 36V38H165V35L164 34H166V37L167 38H162L161 40H160V35ZM95 35H96V37H95ZM149 35V36H148ZM167 35H169V36H167ZM135 36V39H133V41L132 42H134L133 44L130 42V40L132 39V37H134ZM142 36V37H141ZM94 39H93V38ZM139 37V38H138ZM140 37L141 38H145V40H143V39H141L140 40ZM150 37H151V39H150ZM124 38V39H123ZM138 38V40H136ZM159 38V39H158ZM168 38H169V40H170V38H171V40L170 41H172V42H170L169 40H168ZM96 39V40H95ZM103 39V40H102ZM167 39V40H166ZM222 39V40H221ZM92 40H94L93 42H92ZM98 40V42H96ZM105 40V41H104ZM107 40V41H106ZM111 40L113 41V42H111ZM115 40V41H114ZM125 40V41H124ZM148 42H150V43H148L149 45H147V41ZM149 40H151V41H153L154 40V42H152V46L154 45V43H155V49L154 48H151L152 46H150V44H151V41H149ZM156 40H158V41H156ZM160 40V41H159ZM164 40V41H163ZM166 40V41H165ZM176 40V41H175ZM188 40V41H187ZM104 41V42H103ZM129 41V43H131V47H130V45H128L127 44V42ZM138 41V42H137ZM169 41V42H168ZM173 41H174V45H178V44H180V46L178 45L177 47H178V49H177V51H176V49H175V46L173 45ZM180 41V43H178ZM182 41V42H181ZM140 42H143V43H140ZM157 42H159V43H157ZM175 42H176V44H175ZM112 43H115V45H113ZM140 43V44H139ZM164 43H165V45H167V43H168V45H169V47L168 46H166V49L167 50H165L164 48L165 47H163V46H165L164 45ZM205 43V44H204ZM219 43H221V44H219ZM98 44V45H97ZM111 44H112V47H111ZM156 44H158V48H159V50H158V48H157V45ZM172 44V45H171ZM182 44V45H181ZM116 45H118L117 47H116ZM137 45V47H135ZM207 45V46H206ZM144 46H146V48L144 47ZM161 46V47H160ZM171 46V47H170ZM107 47V48H106ZM172 47H174V48H172ZM176 47V48H177ZM180 47V48H179ZM109 48V49H108ZM114 48V49H113ZM123 48V49H122ZM128 48H130V49H128ZM136 48H138V51H135V50H133V49H136ZM140 48V49H139ZM142 48H144V49H142ZM172 48V49H171ZM186 50H185V49ZM127 49V50H126ZM151 51H150V50ZM162 49H164V50H162ZM181 49V50H180ZM190 51H192V52H190ZM119 50V51H118ZM156 50V51H155ZM161 50V51H160ZM168 50H170L171 51V54H170V51H168ZM174 50V51H173ZM179 50H180V52H182L183 51V53H181V55H182V57L180 58L181 59V61L179 60V58L178 57H180L179 55H180V52H179ZM185 50V51H184ZM188 50V51H187ZM200 50V51H199ZM131 53H130V52ZM155 51V52H154ZM158 51V53H156ZM159 51H160V53H159ZM162 51H164V52H162ZM165 51L167 52V53H165ZM173 51V52H172ZM176 52V53H175ZM186 52H188L187 54H189V55H187L186 54ZM130 53V54H129ZM146 53V54H145ZM163 53V54H162ZM178 53V54H177ZM110 55V56H108V55ZM143 54H145V55H143ZM158 54H160V55H162V58H160L161 56L159 55L158 56ZM174 54H175V56H176V58H175V60L176 61H178L177 63H175V62H173V61H175L174 60V58H172L171 59V57H173L174 56ZM195 54V55H194ZM125 55H127L126 57H125ZM166 55H168L167 57H166ZM170 55H172V56H170ZM178 55V56H177ZM131 57V58H133V59H131V58H129V57ZM151 58H150V57ZM158 56V57H157ZM164 56V57H163ZM170 56V58L168 59V57ZM174 56V57H175ZM197 56H198V58H197ZM125 57V58H124ZM193 57V58H192ZM111 58H113V59H111ZM130 60H132V62H134L135 60H139V62L137 63V61H135L134 62V64H133V67H135V63H137V65H136V69H133V71L131 70V68H132V62H131V64H130V61L128 60V59ZM134 58H135V60H134ZM137 58V59H136ZM140 58V59H139ZM165 58V60L163 61V59ZM102 59H104V61L102 60ZM127 59V60H126ZM162 61V64L160 63V60ZM166 59H168V62L166 63L165 61H166ZM178 59V60H177ZM193 59V60H192ZM198 59V60H197ZM101 60H102V62H101ZM114 60V64H118V66L117 67H119L118 69H117V71L118 72H120V73H117V71L115 70V65L114 64H112V61ZM134 60V61H133ZM169 60H171L170 62H169ZM116 61V62H115ZM147 65H145L143 62ZM192 61V62H191ZM198 61V62H197ZM102 63V64H101ZM104 63V64H103ZM143 63V64H142ZM164 63H166V64H164ZM172 64V63H174L173 65L174 66H179V64L181 63V66H179V68L178 67H175L176 69L174 70L173 68H174V66L173 65H169V64ZM111 64V65H110ZM116 64V65H117ZM138 64H140V65H138ZM152 64V65H151ZM153 64H154V67H153ZM163 65V66H159V65ZM168 64V65H167ZM125 65V66H124ZM149 65V66H148ZM167 65V66H166ZM184 67H183V66ZM114 66V67H113ZM127 66V67H126ZM139 66V67H138ZM143 66V67H142ZM153 68H152V67ZM156 66V67H155ZM165 66H166V68H165ZM202 66V67H201ZM130 68V72H129V68ZM144 68V69H146L147 67V69H146V71L147 70H150V71H147V72H145L144 71V69L142 70V68ZM151 67V68H150ZM197 67V68H196ZM107 68V70H105ZM111 68V69H110ZM140 68V69H139ZM157 68V71H152V70H154V69H156ZM171 68H172V70L173 71H170L171 70ZM213 66H211V69L213 70ZM122 71H120V70ZM125 69V71H123V70ZM127 69H128V71H127ZM138 69V70H137ZM162 71H161V70ZM181 69V70H180ZM188 69V70H187ZM98 70V71H97ZM142 70V71H141ZM182 70H184L183 72H182ZM211 70V71H212ZM108 72V74H110V75H108L107 76V80H106V75H107V73H104V72ZM111 71H112V73H111ZM114 71V72H113ZM116 71V72H115ZM132 71V72H131ZM151 71H152V73L153 74H151ZM167 71H170L171 73H169V74H171V75H168L166 72ZM179 72V73H176V72ZM187 71H188V74H186L187 73ZM204 71V73H202ZM123 72H124V74H123ZM126 72H128V74L126 73ZM145 72V73H144ZM157 72H159V73H157ZM172 72H173V74H172ZM181 72V73H180ZM186 72V73H185ZM189 72H190V75H189ZM117 75V76H119V77H115V75ZM126 73V74H125ZM139 73H141V74H139ZM146 73H147V76H146ZM158 75H157V74ZM161 73V74H160ZM164 73H166L165 74V77H167V76H169V78L167 77V78H165V77H163L164 75ZM182 73H183V75H186L187 77H185V76H183L182 75ZM201 73L203 74V76H205V75H207V74H209V75H207V77H210L209 79L211 80V78H212V81L211 82H209V79H207V77H206V80H205V77L203 78V76L201 75ZM205 73H207V74H205ZM113 74V75H112ZM198 74V75H197ZM126 75H128V76H130V75H132L131 76V78L129 77V78H127L128 79V81H130V83L128 82V81H126V77H128V76H126ZM138 75H142V76H138ZM157 75V76H156ZM160 75V76H159ZM167 75V76H166ZM174 75V76H173ZM179 77H178V76ZM113 76V77H112ZM125 76V77H124ZM170 76H171V78H172V80L173 81H175L177 78L179 79L181 76L183 77V80L184 81H182V77L180 78V80H178V81H175L176 83H178V84H176V83H171L172 82V80H171V78H170ZM191 77V79H190V77ZM217 76V75H216ZM100 77H102V79H104L105 78V83H107V84H109V86H112V87H109V86H106L107 84H105L104 82H102V79L100 78ZM112 77V78H111ZM115 77V78H114ZM132 77L134 78L135 77V79L137 80L139 77H141V79L142 78H144L143 80H144V82L146 81V83H143V81L141 80V79H138L137 81H135L134 82V80L135 79H132ZM137 77V78H136ZM145 77H146V79H145ZM148 77V78H147ZM174 77V78H173ZM192 77L193 78H195V79H198V81H200V82H198V84L196 85L195 84V82H194V80L195 79H192ZM202 77V78H201ZM213 77H214V80L216 81V82H213L214 80H213ZM93 78H95V79H93ZM160 78V79H159ZM176 78V79H175ZM185 78L187 79L186 80V82H185ZM111 79V80H110ZM115 79V80H114ZM120 79V80H119ZM124 79V80H123ZM130 79V80H129ZM149 79V80H148ZM158 79V80H157ZM162 79V81H160ZM168 80L171 84H168V81L167 82H165V80ZM170 79V80H169ZM175 79V80H174ZM204 79V80H203ZM98 80H99V83H97L98 82ZM119 80V81H118ZM131 80H133V81H131ZM141 80V81H140ZM164 80V81H163ZM208 80V81H207ZM95 81H97L96 83H95ZM109 81H111V82H113L112 84H111V82H109ZM120 81L122 82V83H120ZM150 81V82H149ZM182 81V82H181ZM207 81V82H206ZM116 82L118 83V85H116ZM129 83L128 85H126L127 83ZM132 82V83H131ZM161 82V83H160ZM201 82H203V85L204 86H202V83ZM209 82V83H208ZM214 83L213 85H215L216 87L218 86L219 87V85H221L220 87V89L219 90H221V91H219L218 90V88H216V87H214V86H212V84L211 85H209L210 83ZM221 82V83H220ZM101 83V84H100ZM120 83V84H119ZM142 83V84H141ZM147 83L149 84V83H153V86L150 84V85H148L149 87H150V89L152 88V87H154V88H152L151 90H152V92H151V90L148 88V86H146V88L144 87L145 85H147ZM190 84L191 85V87H190V85H188V84ZM219 85H218V84ZM111 84V85H110ZM113 84H114V90H113ZM123 84V85H122ZM134 84H136V85H134ZM145 84V85H144ZM185 84H187V85H185L186 86V88H185V86L184 85ZM205 84H207V86H205ZM100 85H101V87H102V85H103V88H101L100 87ZM132 85V87L134 86V88H136V89H134V88H131L130 86ZM173 85H175V87L173 86ZM178 85V86H177ZM195 85L196 86V88H194L193 86ZM199 85V86H198ZM98 86H99V88H98ZM106 86V89L104 88ZM119 86V87H118ZM136 86V87H135ZM155 86H156V90H155ZM171 86V87H170ZM173 86V87H172ZM182 86H184V87H182ZM209 86H212L213 88H211V87H209ZM38 87H39V94H40V96L41 95H43V96H47V94L49 93V92H51L52 90H53V88H52V83H50V82H45V80H44V75L42 76V79L40 80V82H38ZM121 87H123V89H121ZM142 87H143V89H142ZM168 87H170V88H168ZM199 87L202 89V87H203V89H202V91H200V90H198L199 89ZM204 87H205V89L207 90V91H209L208 93H207V91L206 90H204ZM98 90H97V89ZM148 88V89H147ZM175 88V89H174ZM177 88H179L180 89V91H179V89L177 90ZM183 90H182V89ZM192 88V89H191ZM196 89L197 91L195 92V90L194 89ZM124 89H125V91H124ZM127 89L130 91H128L127 93H125L126 91H127ZM134 89V90H133ZM149 90L150 91V93H152V96H150V95H148L149 94V91L147 92V90ZM169 89V90H168ZM170 89H172V90H170ZM189 89V90H188ZM209 89V90H208ZM212 89V90H211ZM220 95V92L222 93L221 95H220V98H221V100L220 99H218V102H217V100L216 101H214L213 99H217V97H218V95L215 97V94H217L214 90ZM92 90H94V91H92ZM100 90V91H99ZM103 90V91H102ZM110 90V91H109ZM112 90H113V92H112ZM118 92H117V91ZM119 90H120V93H119ZM132 90V91H131ZM139 90V93L137 92V91ZM173 90H175L176 91V96H173L172 95V93H171V91L172 92H174ZM184 91V92H182V91ZM188 90V91H187ZM192 90H194V91H192ZM204 90V91H203ZM134 91H136V93L134 92ZM154 91V92H153ZM164 91V92H163ZM179 91V93H177ZM214 91V92H213ZM92 92H93V94H92ZM116 92V93H115ZM158 94H157V93ZM167 92V93H166ZM168 92H169V96H170V98H169V96H168ZM180 92H182V93H180ZM186 92V93H185ZM194 92V93H193ZM199 93V95L197 94H195V93ZM123 93H125V95L123 94ZM132 93V95H131V97H130V94ZM133 93H134V95H133ZM141 93V94H140ZM153 93H155V94H153ZM165 93L167 94V96H164L165 95ZM188 93V94H187ZM193 93V94H192ZM202 93V94H201ZM205 93H207V95L205 94ZM215 93V94H214ZM104 94H105V96H104ZM107 94H109L108 96L110 97V96H112V97H114V99L116 100V102H115V100H113V98H112V101L111 100H109L110 98L107 96ZM115 94V95H114ZM116 94H117V97L118 98H120V99H118L117 97H116ZM118 94H122V95H124V97L122 96V95H118ZM127 94H129V96H126ZM143 94V95H142ZM159 94H160V96H159ZM171 94V95H170ZM173 94H175V92L173 93ZM178 94H182V95H180V97L178 96ZM184 94H187V95H184ZM138 95V96H137ZM145 95V99H143V96ZM158 95V96H157ZM162 95V96H161ZM192 95V96H191ZM195 95V96H194ZM202 95V96H201ZM209 95V96H208ZM95 96V97H94ZM101 96H103V97H101ZM120 96V97H119ZM121 96H122V98H121ZM135 96V98H133V97ZM140 96V97H139ZM147 96H148V99H146L147 98ZM157 96V97H156ZM185 96H186V98H185ZM189 96L191 97L190 99H189ZM97 97V98H96ZM105 97H106V99H105ZM127 97H128V101H127ZM140 99L141 97V104H140V106H138L139 104L138 103H140V101L137 99ZM154 97H155V99H154ZM162 97V98H161ZM174 98V100H173V98ZM180 98V100H178L179 98ZM184 97V98H183ZM214 97V98H213ZM102 98V99H101ZM124 98V99H123ZM130 98H132L131 100L132 101H130ZM156 98H159L160 99V101H159V99H156ZM177 98V99H176ZM193 98H194V101H191V99L193 100ZM207 99V101H206V99ZM209 98H211V99H209ZM219 98V97H218ZM94 99V100H93ZM97 99V100H96ZM98 99H101L102 101H98ZM108 100L110 103H108V101H104V100ZM123 99V100H122ZM135 99V100H134ZM164 99V100H163ZM170 99H172V102H171V100ZM175 99L177 100V101H175ZM181 99H182V102H181ZM184 99H187V101L186 100H184ZM196 99H197V101H196ZM203 99H204V101H203ZM133 100H134V102L135 101H137V105L135 104L134 105V102H133ZM166 100H168L169 102H167ZM210 100V102H208ZM214 101V102H212V101ZM117 101H118V103H117ZM123 101V102H122ZM125 101V102H124ZM139 101V102H138ZM149 102V106H147L148 104H146V103H148ZM152 103H151V102ZM156 101H157V103H156ZM163 101H166V102H163ZM184 101V102H183ZM190 101V102H189ZM98 104H97V103ZM114 102V103H113ZM126 102H128L127 104H126ZM129 102H132V104H133V106H132V104L131 103H129ZM143 102V103H142ZM146 102V103H145ZM155 102V103H154ZM159 102L162 104V106L159 108V109H161V110H158V107L161 105V104H159ZM175 102V103H174ZM191 102H193L194 104H193V106H192V103ZM200 102V103H199ZM207 102V104L210 106V109L209 108H205V107H208V105L207 104H205V103ZM220 105H217V103ZM101 103H103V104H101ZM121 103H123V108H121L120 107V105H122ZM126 105H125V104ZM136 103V102H135ZM164 103V104H163ZM172 103H174V104H172ZM188 103V104H187ZM197 103H199V106H201V107H199V106H196L195 104H197ZM204 103V104H203ZM211 103V104H210ZM214 103V104H213ZM96 104L99 106V109L97 110V108H98V106H96ZM101 106H100V105ZM108 104H111V105H108ZM158 104V105H157ZM166 104H167V106H166ZM177 104H180V106L178 105L177 106ZM181 104H182V106H181ZM113 105V106H112ZM116 107H115V106ZM129 105H131V107H128ZM141 105H144L143 106V108L145 107V105H146V107L144 108V111L142 110L143 108H141L142 106ZM156 105V106H155ZM172 105V106H171ZM183 105H184V107H186V106H188V108L190 107V108H192L191 109V112L189 111V113H188V110H190V109H188L187 107V109L186 108H184L183 107ZM192 107H191V106ZM194 105H195V107H194ZM198 105V104H197ZM202 105H204V106H202ZM93 106V107H92ZM106 106L108 109H110V110H108V109H106V108H104V107ZM134 106H135V108H134ZM138 106V107H137ZM155 106V107H154ZM172 108H171V107ZM216 107V108H214V107ZM101 107V108H100ZM110 107H112V109L110 108ZM119 109H118V108ZM140 107V108H139ZM151 107V109L149 110V108ZM163 107V108H162ZM165 107V108H164ZM178 107V108H177ZM182 108V109H184V110H182V109H180V111H178L179 110V108ZM200 108V109H198V108ZM126 108V109H125ZM130 109V112L128 111L129 109ZM146 108L148 109V110H146ZM157 109V112L155 111L156 109ZM174 108V109H173ZM176 108V109H175ZM213 108V109H212ZM94 109V110H93ZM103 109V110H102ZM113 109H117L116 111L115 110H113ZM132 109V110H131ZM142 111H141V110ZM155 109V110H154ZM165 110V111H163V110ZM169 109V110H168ZM186 109V110H185ZM196 109H197V111H196ZM209 109V111H207ZM214 109H215V112H214ZM108 110V111H107ZM120 110V111H119ZM125 110H127V111H125ZM135 110H137L138 112H139V110H140V112L138 113L137 111H135ZM153 110V111H152ZM174 110V111H173ZM182 110V111H181ZM199 110V111H198ZM201 110H203V111H201ZM217 110V111H216ZM104 111V112H103ZM109 111H110V113H109ZM134 111V112H133ZM178 111V113L179 114H177V116H176V112ZM205 111V112H204ZM96 114H95V113ZM129 112V114L127 115V113ZM147 112L149 113L148 115H147ZM154 112H155V114H154ZM161 114L162 112V114H163V118H162V114L160 115L159 113ZM168 112V113H167ZM182 113V116L183 117H185L186 118V115H187V120L185 119V118H183V117H179V116H181V113ZM193 112V113H192ZM194 112H196V113H194ZM214 112V113H213ZM106 113V114H105ZM123 113V114H122ZM126 113V114H125ZM130 113H132V114H130ZM137 113V114H136ZM143 114V117H142V114ZM172 113V114H171ZM193 114L192 115V117L191 116H188V114ZM93 114V115H92ZM112 114V115H111ZM119 114V115H118ZM134 114H136V115H134ZM145 114V115H144ZM151 114V115H150ZM153 114L155 115V117L153 116ZM164 114L166 115V114H168V116H170V114H171V116H175L174 118L173 117H171L170 116V118L169 117H167V115L166 116H164ZM175 114V115H174ZM186 114V115H185ZM190 114V115H191ZM98 115V116H97ZM101 115V116H100ZM105 115V116H104ZM108 115V116H107ZM122 115H123V117H122ZM130 115V116H129ZM150 115V116H149ZM159 115V116H158ZM208 115H211V116H208ZM92 116H94V117H92ZM103 116V117H102ZM134 116V117H133ZM144 116H148L147 118L146 117H144ZM196 116V118H194L193 119V117H195ZM204 116V117H203ZM209 118H208V117ZM104 117H107L106 119H105V121H104ZM114 117H115V119H114ZM116 117H117V119H116ZM121 117V118H120ZM126 117V118H125ZM158 117H160V118H158ZM169 118V119H167V118ZM177 117V118H176ZM179 117V118H178ZM206 117V118H205ZM98 119L97 121H96V119ZM109 118H111V119H109ZM120 118V119H119ZM134 118V119H133ZM137 118H138V120L139 121H141L142 119V121L141 122H146L145 124V126L146 127H148L147 125V123L149 122V128H145V127H141L142 129H140V130H142V131H138V129L140 128V126H143L144 124H142L141 122H139L138 120H137ZM145 118V119H144ZM149 118L151 119V121L149 120ZM153 118V119H152ZM154 118H156V119H154ZM197 118H199L198 120H200V121H198L197 120ZM95 119V120H94ZM108 119V120H107ZM121 121H119V120ZM122 119H123V121H122ZM126 119V120H125ZM128 119V120H127ZM158 119H160V121L158 120ZM163 119V120H162ZM171 119L172 120H178V122L180 123V125H178V123L177 122H175V121H171ZM181 119H183V120H181ZM188 119H190V120H188ZM202 119V120H201ZM100 120H102V121H100ZM116 120H118L119 122H117ZM133 120V121H132ZM146 120V121H145ZM184 120H186L185 122H184ZM107 121V122H106ZM112 121V122H111ZM114 121V122H113ZM125 121L127 122V124L125 123ZM134 121L137 123H134ZM155 121V122H154ZM169 121V122H168ZM190 121H198V122H189V124L191 125V126H193L192 127V129H191V126L190 125H185V124H187L188 122ZM204 123H203V122ZM100 122H102L101 124H100ZM109 122V123H108ZM130 122V123H129ZM143 122V123H144ZM164 122V123H163ZM170 122H172V123H170ZM93 124V126H92V124ZM122 123V124H121ZM131 123H133V124H131ZM141 123V124H140ZM159 123V124H158ZM163 123V124H162ZM176 123V124H175ZM195 123V124H194ZM60 124H61V133H63V132H68L69 131V129L72 127V124H73V122H72V119L70 118V116L68 115V114H66V113H64L63 114V116L60 118ZM98 124V125H97ZM105 124V125H104ZM113 124L115 125V127L113 126ZM119 125V127H118V125ZM126 124V125H125ZM136 125V127H137V125L139 126V127H137L138 129H136V128H132V127H135V125ZM166 124V125H165ZM174 126H173V125ZM199 124H201V126L199 125ZM202 124H204V125H206L207 124V127L206 126H204V125H202ZM210 124V125H209ZM104 127H103V126ZM109 125V126H108ZM116 125H117V127L119 128V130H118V128L116 127ZM120 125H123V126H120ZM132 125H134V126H132ZM153 125H155V126H153ZM163 125H165L164 127H163ZM169 125V126H168ZM171 125H172V128H171ZM181 125H183V126H181ZM195 125H197L198 127H201L200 129L198 128L197 129V127L195 126ZM126 126V127H125ZM132 126V127H131ZM188 126H189V128L191 129V130H189L188 129ZM210 126V127H209ZM93 129H92V128ZM108 128V130H106L107 128ZM128 127V128H127ZM155 127V128H154ZM166 127V128H165ZM175 127H176V129H175ZM187 127V128H186ZM195 127V128H194ZM205 127V128H207V129H203V128ZM114 128H115V131L117 132H115L114 131ZM123 128H125L124 130H128L129 129V131H122V129ZM152 128H154V129H152ZM172 129V130H169V129ZM97 129V130H96ZM101 129V130H100ZM131 129H134V130H131ZM136 129V130H135ZM162 129H163V131L165 130V132L167 133V135H166V133L164 132V133H162L163 131H162ZM169 131H168V130ZM184 129H185V131H184ZM188 129V130H187ZM195 129H197V130H195ZM205 131H203V130ZM93 132H92V131ZM118 130V131H117ZM130 130H131V132H130ZM150 131L149 133H148V136L146 135L147 134V131ZM176 130V131H175ZM180 130L182 131V132H184L183 133V135L181 134L182 132H180ZM135 132L134 134L132 133V132ZM153 131H155V132H153ZM171 131V132H170ZM175 131V133H177L178 132V135L176 134L175 135V133H173V132ZM188 131V132H187ZM192 133H191V132ZM197 131L199 132L200 131V133H201V131L203 132V133H206V134H204V137H203V139L201 138L202 136H203V133H201V135L199 136V134L197 133ZM208 131V132H207ZM92 132V133H91ZM100 132H102V134L100 133ZM103 132H104V136H103ZM110 132V133H109ZM118 132H119V134H118ZM128 133V132H130V133H132V134H126V133ZM147 136V138H146V145H145V147H147V149H145V147H144V140H143V138L145 137V135L144 136H142L141 135V137H142V139L140 138V134H143V133ZM146 132V133H145ZM152 132V133H151ZM157 132V133H156ZM159 132V133H158ZM180 132V133H179ZM190 132V133H189ZM60 133V134H61ZM89 133H90V135H89ZM95 135H94V134ZM96 133L98 134V135H100V137L98 138V135L96 136ZM100 133V134H99ZM107 134V136H106V134ZM109 133V134H108ZM125 133V134H124ZM139 135H138V134ZM151 133V134H150ZM188 133V134H187ZM194 133V135H192ZM59 134V136L58 137H56L57 139L55 140V142H54V146H52V153H51V159L53 158V161H50V159H49V161H50V163L51 164H49L48 162V164H47V166L45 165V172L46 173H44L43 175H44V177H43V182H45V183H41V185H42V187H46L45 185H47L48 183H52V181H53V183L52 184H49L51 187H55L54 185H56L58 182L61 184H59V186H58V184L56 185V188L58 189V188H60L61 186H62V182L64 183V170H63V168H62V166H57V165H59V161H58V157H59V160H60V156H59V152H60V150L61 151H65V150H67L65 147H68V150H70V148H71V150L72 151H74V148L75 147H71V146H69L70 144V142H67L68 141V139H69V136H65V135H60ZM86 134V135H85ZM92 134H93V137H92V140L90 141V139H91V136H92ZM112 134V135H111ZM120 136V135H122V137H121V139H120V137L118 136V135ZM154 134V136L155 137H157L156 139H155V137L154 136H152ZM157 136H156V135ZM160 134H162V136L160 135ZM169 134V135H168ZM171 134H174L175 135V137H177V136H179V137H177V138H175L174 137V135H171ZM209 134V135H208ZM88 135H89V139H88ZM130 136L129 138L128 137H125V136ZM134 135H136L135 137H134ZM167 137H166V136ZM171 135V136H170ZM189 135H191L192 136V139L194 140V138L196 139L195 140V143H194V141L192 142V139H191V136H189ZM109 136V137H108ZM113 136H114V139L115 140H117V141H115L114 139H112L113 138ZM123 136H124V138H123ZM165 136V137H164ZM168 136H170V137H168ZM181 136H184L185 138H187L188 136V138L186 139V142L184 141L185 140V138L184 137H181ZM206 136V137H205ZM64 138V140H63V138ZM65 137H67V141H66V138ZM83 137V136H82ZM83 137V138H84ZM115 137H117V139L115 138ZM132 137H134L135 138V141L133 142V138ZM139 137V138H138ZM150 137V138H149ZM154 137V138H153ZM159 137V138H158ZM161 137H163V139L161 138ZM95 138H96V140H95ZM107 139V141H106V139ZM111 138V139H110ZM126 138H128V140L126 141ZM133 139L132 140V142H131V139ZM151 138H153V139H151ZM173 138H175V139H178L179 141H180V138H182L181 139V141H184V142H179L178 140H174ZM189 138H190V140H189ZM87 139V140H86ZM98 139V140H97ZM105 139V140H104ZM123 139V140H122ZM137 139V140H136ZM139 139H140V142H141V144H143V145H141V144H138L139 143ZM145 139V138H144ZM149 139H150V141H149ZM161 139V141H159V140ZM174 141H173V140ZM199 139H201V140H199ZM208 139H209V141H208ZM16 139H14L13 141H15ZM87 142H86V141ZM121 140V141H120ZM155 140V141H154ZM164 140V142H162ZM187 140H188V143H187ZM207 140V143H205V141ZM57 141V142H56ZM65 142L64 143V145L63 146H65V147H63V149H62V147H59L60 145H62L63 143L62 142ZM95 141L97 142V143H95ZM104 141V142H103ZM109 141V142H108ZM114 141V142H113ZM123 141H125L126 142V144L127 145H125V142H123ZM158 141V142H157ZM88 142H89V144H91V146H89V144H88ZM91 142V143H90ZM92 142H93V144H95V145H93L92 144ZM100 142H102V144L100 145L99 143ZM111 142H113L111 145H109L108 143H111ZM115 142H116V144H115ZM121 142V143H120ZM122 142H123V144L125 145V146H127V149H125L124 151H122V148L124 147V148H126L123 144H122ZM147 142H148V144H147ZM149 142H150V144H149ZM154 142V143H153ZM169 142V143H168ZM174 143V144H172L171 145V143ZM178 143V144H176V143ZM193 143L192 145L193 146H191V144L190 143ZM69 144L68 146H66L67 144ZM85 143H87V144H85ZM118 143V144H117ZM130 143H133V144H130ZM136 143V144H135ZM155 143H157V144H155ZM164 143L166 144V145H164ZM183 144V145H180V144ZM203 143V144H202ZM55 144L57 145V146H55ZM96 144H98V148H96V150L97 151H95V147H97V145ZM104 144V145H103ZM120 144V145H119ZM170 144V145H169ZM187 144V147L185 146V145ZM201 144H202V146H201ZM205 144L207 145V146H205ZM107 145V146H106ZM108 145H109V148H110V146L112 147V148H110V149H107V151L105 152V150H106V148L108 147ZM116 145V146H115ZM143 146V147H141V146ZM148 145H150V146H148ZM153 145V146H152ZM164 145V146H163ZM174 145H176L175 147H174ZM179 145V147L183 150V152H182V150L181 149H179L178 150V148H177V146ZM196 145V146H195ZM200 145L201 147H198V146ZM204 145V146H203ZM72 146H74L73 144H72ZM85 146H86V148L88 149H86L85 148ZM94 146V147H93ZM121 146V147H120ZM128 146H129V148H128ZM136 146V147H135ZM138 146H140V148L138 147ZM155 146V149L153 148ZM163 146V147H162ZM172 146V148H170L169 149V147H171ZM191 146V147H190ZM198 147V148H195V147ZM57 147H59V149L57 148ZM89 147V148H88ZM117 147V148H116ZM131 147V148H130ZM136 148V151L138 150H140L139 152L137 151V154H136V151L134 152V148ZM150 147V148H149ZM152 147V148H151ZM158 147V148H157ZM160 147V148H159ZM193 147V148H192ZM91 148V149H90ZM123 148V149H124ZM134 150H133V149ZM144 149V151H146L147 150V152H144L143 151V149ZM166 148V149H165ZM188 148V149H187ZM190 148H192V150H190ZM200 148V150H201V148H202V150L201 151H199L198 149ZM57 149H58V151H57ZM102 149V150H101ZM128 149H130L131 151H132V153H131V151H129ZM149 149V150H148ZM157 149H158V151H157ZM193 149H196L195 151L193 150ZM70 150V151H71ZM85 152H84V151ZM91 150V151H90ZM93 150H94V152H93ZM127 150V151H126ZM163 150V151H162ZM164 150H167V151H164ZM169 150L171 151L170 153L173 155H171V154H168V152H169ZM178 150V151H177ZM188 150V151H187ZM190 150V151H189ZM198 150V151H197ZM53 151L55 152V153H53ZM71 151V152H72ZM89 151V152H88ZM100 151H104V153H105V155H106V157L103 155V156H101L100 157V155H102L103 153L102 152H100ZM109 151V152H108ZM111 151V152H110ZM118 151V152H117ZM152 151L154 152L153 154H152V156H151V159H148L147 158V153L148 154H150L151 155V153H152ZM185 151L187 152V153H185ZM207 153H206V152ZM58 152V153H57ZM123 152H125L124 154H121V153H123ZM129 152V153H128ZM160 152V153H159ZM174 152V153H173ZM182 152V153H181ZM194 153V155H193V153ZM196 152H198V153H196ZM199 152H202V153H200V155H199ZM73 153V152H72ZM86 153V154H85ZM98 153V155L96 156L95 154H97ZM107 153V154H106ZM109 153H110V156L108 157L107 155H109ZM116 153H120V154H116ZM134 153V154H133ZM142 153H145V154H142ZM158 153V154H157ZM162 153V154H161ZM181 153V154H180ZM185 153V154H184ZM191 153V154H190ZM214 153H215V155H214ZM57 154V155H56ZM90 154V155H89ZM111 154H112V156H111ZM139 154L141 155V156H139ZM174 154H176V155H178L179 154V157L178 156H176V155H174ZM183 154V155H182ZM187 154V155H186ZM189 154H190V156L191 157H189ZM203 154V155H202ZM205 154V155H204ZM54 155V156H53ZM116 155H117V157H116ZM127 156V155H129V156H127V157H125V156ZM142 155H143V157H142ZM144 155H145V157H146V159H145V157H144ZM150 155H149V157H150ZM154 155V156H153ZM161 155V156H160ZM182 156V160H180L181 158V156ZM184 155H186V157H184ZM87 156H91V157H89L90 159L87 161V159H88V157ZM120 156H121V159H122V161H121V159H120ZM132 156H133V158H132ZM163 156V158H162V160L164 161H167L168 162V167L170 168L169 170L171 171V174L174 172V173H176L175 175H174V173H173V175H170V177L168 176V178L166 177V179H164V180H162L161 178H162V176H160V167H161V162H163V161H160L161 160V158L160 157H162ZM164 156L165 157H167V158H171L170 160L169 159H166V158H164ZM198 156V157H197ZM201 156V157H200ZM203 156V157H202ZM205 156H207V157H205ZM215 156V157H214ZM57 157V158H56ZM98 158V159H96V163H94L95 161H90L91 159H95V158ZM103 157V158H102ZM116 157V158H115ZM119 157V158H118ZM128 157L130 158V161H129V159H128ZM137 157H141L140 159V161H139V158H137ZM153 157V158H152ZM159 157V158H158ZM178 157V158H177ZM193 157V158H192ZM55 158V159H54ZM109 158V159H108ZM115 158V159H114ZM135 158V159H134ZM154 158L156 159V161H153L154 160ZM176 158V159H175ZM180 158V159H179ZM189 158V159H188ZM191 158V159H190ZM198 158V159H197ZM200 158V159H199ZM202 158H204L203 159V161H202ZM208 158V159H207ZM57 159V161H55ZM93 159V160H94ZM101 159V160H100ZM107 159V160H106ZM143 159V160H142ZM190 160V162H187L188 160ZM86 160V161H85ZM105 162H104V161ZM116 160V161H115ZM121 161V164L120 163H117V162H120ZM123 160H125L126 161V163H124L123 162ZM132 160V161H131ZM137 160V161H136ZM145 160V162H146V160H148L147 161V166L146 165H144V163H143V161ZM150 160H152V162L150 161ZM159 160V161H158ZM175 161V163H174V161ZM178 160V161H177ZM186 160V161H185ZM193 160H199V162H197V161H193ZM207 160L209 161V162H207ZM56 162V164H54L55 162ZM103 162V164H102V162ZM128 161L130 162V163H128ZM54 162V163H53ZM59 162V163H58ZM90 162H93L95 165H97L96 166V169H98V170H93L92 168H94L95 169V165L93 164V163H91L90 164ZM100 162V163H99ZM157 162V163H156ZM158 162H159V164H158ZM171 162H173V163H171ZM185 162H187V163H185ZM206 162V163H205ZM84 163V164H83ZM87 163V164H86ZM108 163H109V165H108ZM117 163V164H116ZM124 163V164H123ZM138 163H140L139 164V166H138ZM143 163V164H142ZM150 163H151V165H150ZM155 163V165H153ZM181 163V164H180ZM190 163V164H189ZM200 165H198V164ZM203 163V164H202ZM209 163V164H208ZM56 165L55 167H56V169H55V167H54V165ZM83 164V165H82ZM90 164V167L88 166H86V165H89ZM92 164H93V166H92ZM99 164H102V165H99ZM120 164V165H119ZM125 164H126V167L128 166V169L125 167ZM130 164V165H129ZM136 164V165H135ZM146 164V163H145ZM157 164V165H156ZM183 164V165H182ZM191 165V166H189V165ZM206 164H208V167L210 166V164H211V167H207V165ZM60 165H61V163H60ZM86 166V169L84 168L85 166ZM105 165V166H104ZM119 165V166H118ZM132 165V166H131ZM141 165H143L142 166V168H141ZM148 165H149V168H150V166H151V170H146L148 173L147 174H145L146 173V171H145V169H147V167H148ZM181 165V166H180ZM196 165V166H195ZM201 165H202V167H201ZM204 165H206V166H204ZM53 168L52 170L49 168ZM131 166V167H130ZM135 166V167H134ZM158 166V167H157ZM160 166V167H159ZM178 166V167H177ZM183 166V167H182ZM192 166H194V167H192ZM205 168H204V167ZM58 167V168H57ZM102 167H104L103 169H102ZM108 167H110V169L108 168ZM123 167V168H122ZM139 167H140V169H139ZM175 167V168H174ZM183 169V171H184V173L187 175H185L186 177H182V176H184V173H183V171H182V173H181V168ZM200 167H201V169H200ZM206 167H207V172H206ZM62 168V169H61ZM92 170H91V169ZM119 169V170H115V172H114V169ZM130 168V169H129ZM133 168V169H132ZM184 168H185V170H184ZM188 168H192V169H189L188 171H187V169ZM199 168V169H198ZM203 168H204V170L205 171H203ZM214 168V169H213ZM50 169V170H49ZM63 171H61V170ZM86 171H85V170ZM101 169V170H100ZM104 169H106L105 171H104ZM121 169H123V170H121ZM143 169H144V171H143ZM154 169V170H153ZM158 169V170H157ZM172 169V170H171ZM174 169H176L177 170V172H175L176 170H174ZM195 169V170H194ZM88 170V171H87ZM108 170V171H107ZM130 170V171H129ZM134 170V172L132 173V171ZM139 170V171H138ZM142 170V171H141ZM210 170H211V172H210ZM213 170V171H212ZM49 172V176L48 177H50V179H48V181L49 182H46L47 181V179L45 180V178L47 177L46 176V174ZM52 171H53V175H50V172H51V174H52ZM92 171H93V173H92ZM116 171H117V174L116 175H118V176H116L115 175V173H116ZM152 171V172H151ZM155 171V172H154ZM160 173H159V172ZM173 171V172H172ZM191 171H193V173L191 172ZM94 172H96V174L94 173ZM98 172V173H97ZM99 172H102V173H99ZM105 172H106V174H105ZM107 172H108V175H107ZM130 172V173H129ZM140 172V173H139ZM143 172H144V174H143ZM189 172V173H188ZM192 174H194V175H196V176H194V175H192ZM205 172V173H204ZM209 172H210V174H209ZM113 173V174H112ZM121 173V174H120ZM132 173V174H131ZM139 173V174H138ZM153 173L155 174V177H154V175H153ZM207 173V174H206ZM212 173L214 174V175H212ZM101 174V175H100ZM123 174H124V176H123ZM134 174H136L135 176H134ZM142 174H143V180H141L140 178H142L141 176H142ZM149 174V175H148ZM158 174V175H157ZM182 174V175H181ZM188 174H189V176H188ZM4 173H2L1 174V178H3L4 176ZM55 175V176H54ZM94 175H97V176H94ZM102 176L103 175V180H104V182H102L101 181V179L100 180H98V177L100 178V176ZM113 175V176H112ZM116 177H115V176ZM126 175V176H125ZM127 175H128V177H127ZM132 175V176H131ZM137 175H139V177L137 178L136 176ZM141 175V176H140ZM162 175V174H161ZM177 175H179L178 176V179L175 177V176H177ZM191 175V176H190ZM206 175V179L204 178V176ZM208 175V176H207ZM213 176V177H211V176ZM216 175V176H215ZM46 176V177H45ZM63 176V177H62ZM83 176V177H82ZM106 176V177H105ZM107 176H109V178L107 177ZM144 176H146V177H144ZM160 176V177H159ZM181 176V177H180ZM47 177V178H48ZM55 177V178H54ZM119 177V178H118ZM121 177H125L127 180H129L130 181V183H129V181H127V180H125V178L123 179L124 181H126V182H124L122 179H121ZM129 177H130V179H129ZM134 177V178H133ZM148 177L149 178H151V180L150 179H148ZM174 177H175V181H174ZM188 177V178H187ZM190 177H192V178H190ZM208 177V178H207ZM54 178V179H53ZM84 178V179H83ZM117 178V180L118 181H120V182H118L117 184H115V182H116V179ZM154 178H155V180H154ZM158 178V179H157ZM160 178V179H159ZM173 178V179H172ZM186 178V179H185ZM202 178V179H201ZM213 180H212V179ZM53 179V180H52ZM110 179H111V181H110ZM121 179V180H120ZM169 179V181H167ZM199 180V181H197V180ZM201 179V180H200ZM209 179V180H208ZM218 179V180H217ZM50 180H51V182H50ZM83 180H84V182H83ZM137 180V181H136ZM140 180V181H139ZM158 180V181H157ZM167 182H166V181ZM187 180V181H186ZM208 180V181H207ZM98 181H100L101 183H98ZM121 181H123V183L121 182ZM145 181V182H144ZM147 181V182H146ZM150 181V183L152 184H150V183H148ZM183 181L184 182H186V183H183ZM195 181V182H194ZM197 181V182H196ZM0 182H1V179H0ZM132 182H134V183H132ZM152 182H158V184H156V183H152ZM189 183V188H188V186H186V184L188 185V183ZM199 182V183H198ZM109 184L108 186L106 185V184ZM110 183H111V185H110ZM112 183H114V184H112ZM147 183V184H146ZM183 183V184H182ZM190 183H192V184H190ZM198 183V184H197ZM83 184V185H82ZM98 184H99V186H98ZM120 184H122V185H120ZM135 184V185H136ZM149 184V185H148ZM167 184H168V186H167ZM53 185V186H52ZM118 187H117V186ZM193 185V186H192ZM194 185L196 186V187H194ZM197 185H198V187H197ZM104 186V187H103ZM112 186V187H111ZM120 186H122L123 188H121ZM152 186V187H151ZM106 187V188H105ZM127 187V186H126ZM125 187V188H126ZM185 187V188H184ZM102 188H103V190H104V188H105V190H104V192H103V190H102ZM107 188H112V190H110L109 189V191H110V193L109 194H107V192H109V191H107ZM115 188V189H114ZM55 189V188H54ZM97 189H100V190H97ZM152 189H153V191H152ZM191 189H192V191H191ZM194 189V190H193ZM97 190V191H96ZM122 190V191H121ZM99 191V192H98ZM191 191V192H190ZM194 191V192H193ZM100 192L101 193H104V195L105 196H107L106 198L107 199H104L105 198V196L103 195V194H101V195H99L100 194ZM115 194H114V193ZM117 192V193H116ZM120 192V195H118V193ZM96 193H98V194H96ZM190 193H193V194H191L190 195ZM110 194H113V195H115V196H113V195H110ZM199 194V195H198ZM100 196L99 198H101V200L98 198L97 199V197L98 196ZM110 195V196H109ZM117 195V196H116ZM104 197V198H102V197ZM112 196L114 197L113 198V200L114 201H112ZM118 198V200H117V202H119V203H117V202H115V198ZM109 199V200H108ZM99 200V201H98ZM104 200V201H103ZM111 200V201H110ZM120 200V201H119ZM100 201H103V203L102 202H100ZM107 201V202H106ZM193 201V202H194ZM106 202V203H105ZM110 202V203H109ZM112 202H114V204L112 203ZM100 204V206H99V204ZM117 203V204H116ZM102 204V205H101ZM108 204V205H107ZM113 204V205H112ZM105 205V207H106V205H107V207H106V209H107V211L105 210V207L104 208H102L103 206ZM111 206V209L110 208H108V207H110ZM116 208V209H114V207ZM104 209V210H103ZM113 209L115 210V211H113ZM99 210V211H98ZM104 211H106V212H108V214H104L105 212ZM111 211V212H110ZM113 211V212H112ZM112 213V214H111ZM114 213V214H113ZM111 214V215H110ZM108 215H110V216H108ZM104 216H106V217H104ZM103 219H105L104 221H103ZM107 219V220H106ZM99 224H95L94 225V227L96 226L97 228H98V226H99V228L101 229V226L99 225ZM104 227V228H105ZM98 228V229H99ZM104 228H103V230H104ZM19 240H16V242H18ZM9 249L10 250H8L7 251V253L9 252V253H11V255L8 253V255H9V259L7 258V256L8 255H6V263L5 264H8V263H10V261H11V259H12V257H13V251H12V249H11V246L9 247ZM9 261V262H8Z\"/></svg>", "mask_w": 264, "mask_h": 264}]
</instances>
